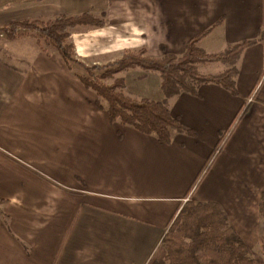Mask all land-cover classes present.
<instances>
[{
  "label": "crops",
  "instance_id": "crops-1",
  "mask_svg": "<svg viewBox=\"0 0 264 264\" xmlns=\"http://www.w3.org/2000/svg\"><path fill=\"white\" fill-rule=\"evenodd\" d=\"M84 13L103 15L105 26L71 32L83 64L139 48L179 56L202 32V51L255 43L234 63L235 95L205 84L164 101L193 135L170 131L163 145L109 124L74 76L82 74L50 48L41 52L30 34L10 40L30 38L26 56H0V264L159 262L161 239L187 201L216 204L264 264V0H0V26ZM122 78L126 88L147 82L136 95L163 101L156 73Z\"/></svg>",
  "mask_w": 264,
  "mask_h": 264
},
{
  "label": "trees",
  "instance_id": "trees-1",
  "mask_svg": "<svg viewBox=\"0 0 264 264\" xmlns=\"http://www.w3.org/2000/svg\"><path fill=\"white\" fill-rule=\"evenodd\" d=\"M104 26L103 15L95 17L84 13L60 15L48 20L11 22L0 26V34L7 40H14L24 35L19 30L32 33L41 52L48 55L45 48H50L67 70L76 66L84 72V75L74 76L85 89L94 93V106L106 113L109 124L118 123L140 134L151 135L163 145L170 143V131L193 135L169 115L164 101L181 92L194 94L198 86L205 84L217 85L235 95L234 63L245 48L255 43L243 41L221 53L207 54L197 46L206 34L202 32L186 42L179 56L162 54L159 58H151L144 48H139L123 50L115 60L104 65L86 66L77 61L73 45L68 42L71 32L77 28L99 29ZM214 63H225L229 67L214 75L197 73V65ZM132 69L159 76L163 101L135 100L124 94V79L118 75ZM258 213L263 225L258 244L264 258V190L260 194ZM160 246L164 257L152 264H258L214 203L185 202L163 235Z\"/></svg>",
  "mask_w": 264,
  "mask_h": 264
},
{
  "label": "rangeland",
  "instance_id": "rangeland-1",
  "mask_svg": "<svg viewBox=\"0 0 264 264\" xmlns=\"http://www.w3.org/2000/svg\"><path fill=\"white\" fill-rule=\"evenodd\" d=\"M20 33H24V35H27V34H30V37H32V33L28 32V31H22V30H19ZM27 37L29 36H26L24 38H22V40H19V41H15V42H12L10 40H7L5 39V37L0 34V56H5L8 57L7 59L10 60L11 58L9 56V52L11 53L13 50H15L16 54H23V55H27L28 53H24L22 51H26L25 48H24V44L22 43H26L27 41H29ZM16 43H20L22 44L21 46H17V45H20V44H16ZM15 45L17 47H15ZM205 53L207 54H216V53H221L224 51V49H222L221 47H215V48H212V49H208V48H205L204 49ZM211 50V51H210ZM27 52V51H26ZM105 63L107 62H101L99 65H104ZM86 66H90L91 64L89 63H86L84 64ZM229 66L225 63H214V64H204V65H197L196 67V70H197V73L198 74H218L220 72H222L223 70H226ZM72 68L78 73L84 75V72L81 70V69H78V67L76 66H72ZM123 73L119 74L118 77H123ZM133 82V80H132ZM106 83H110V81H106ZM138 88V86L136 85V83L132 84L129 82V88H126V84L124 82V94L132 99H135V100H139L143 97H140V95H136L137 91L140 90V92H143L146 88H147V85L148 83L147 82H143V84H141L139 86V89H137L135 86ZM157 92H160V90L158 89ZM161 93V92H160ZM158 94V93H157ZM146 99V98H144Z\"/></svg>",
  "mask_w": 264,
  "mask_h": 264
}]
</instances>
